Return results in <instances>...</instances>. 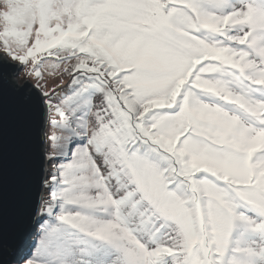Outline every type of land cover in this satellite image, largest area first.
I'll return each instance as SVG.
<instances>
[{
	"label": "snow or ice",
	"instance_id": "obj_1",
	"mask_svg": "<svg viewBox=\"0 0 264 264\" xmlns=\"http://www.w3.org/2000/svg\"><path fill=\"white\" fill-rule=\"evenodd\" d=\"M0 264H264V0H0Z\"/></svg>",
	"mask_w": 264,
	"mask_h": 264
},
{
	"label": "rangeland",
	"instance_id": "obj_2",
	"mask_svg": "<svg viewBox=\"0 0 264 264\" xmlns=\"http://www.w3.org/2000/svg\"><path fill=\"white\" fill-rule=\"evenodd\" d=\"M25 79H26V77L23 76V75H21V77H20V83L23 84L24 81H25ZM52 82H53L52 80H49V83H52ZM33 83H35V81H33ZM66 83H67V82H66ZM66 83H65V85H67ZM46 196H47V195H46Z\"/></svg>",
	"mask_w": 264,
	"mask_h": 264
},
{
	"label": "trees",
	"instance_id": "obj_3",
	"mask_svg": "<svg viewBox=\"0 0 264 264\" xmlns=\"http://www.w3.org/2000/svg\"><path fill=\"white\" fill-rule=\"evenodd\" d=\"M69 79H70L69 77H64V83L68 82ZM56 82H57V83L59 82V74H57V80H56ZM50 84H51V83H50ZM66 84H67V83H66ZM65 86H67V85H65Z\"/></svg>",
	"mask_w": 264,
	"mask_h": 264
},
{
	"label": "clouds",
	"instance_id": "obj_4",
	"mask_svg": "<svg viewBox=\"0 0 264 264\" xmlns=\"http://www.w3.org/2000/svg\"><path fill=\"white\" fill-rule=\"evenodd\" d=\"M45 195H47V194L45 193Z\"/></svg>",
	"mask_w": 264,
	"mask_h": 264
}]
</instances>
